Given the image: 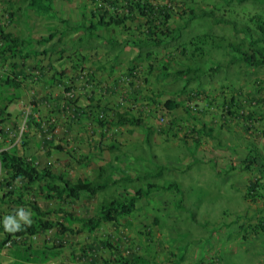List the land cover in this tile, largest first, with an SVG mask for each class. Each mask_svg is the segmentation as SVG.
Here are the masks:
<instances>
[{"label":"crops","instance_id":"obj_1","mask_svg":"<svg viewBox=\"0 0 264 264\" xmlns=\"http://www.w3.org/2000/svg\"><path fill=\"white\" fill-rule=\"evenodd\" d=\"M53 6L54 12L41 14L36 8L30 7L28 2L0 0V25L3 30L26 40L34 35L32 42L36 43L35 45L28 40L27 45L17 48L19 53L14 58L10 51L0 55L2 69L11 70L14 65L17 66L14 68L15 75L21 85L20 89H23L21 98L13 99L7 110L1 108L3 111L0 146L3 150L24 155L30 160L35 159L40 168L51 167L56 174H66V178L74 183L79 180L94 181L99 166L105 163V159L113 160L114 155L122 151L121 159L114 163L116 166H122L123 170H129L137 164L144 167L145 163H156V159L148 162L141 159L139 154V150L145 145L140 138L144 136L143 129L124 122L115 124L112 121L118 112L122 115L132 112L151 128L154 143H160L159 138L164 136V133H169L172 127L176 129L171 132L178 130L174 132V137H182V109L185 104L183 101H186V106L189 104L188 97L186 99L189 92H182L183 97L179 90L175 94L169 89L170 84L161 71H156V74L155 70L151 73L149 70L147 74L143 72L140 66L148 60L139 56V53L126 56L125 61L123 58L117 60L118 55L112 50L117 46L112 47L109 40H104L109 36L104 27L92 30L97 39L93 36L81 43L82 46L79 45V40L83 37L85 39L86 31L77 25L88 28L91 23L96 24L98 21L95 15L93 17L89 0H54ZM27 24L33 27L29 30H34L29 36ZM67 24H70V28L66 27ZM43 25H51L53 28H44ZM39 29L44 32L39 34ZM49 35H54L53 39L47 40ZM55 42L60 45H55ZM31 44L35 45L31 52L38 53L25 58L30 51L26 50L25 53L23 49H27ZM37 44L39 49H36ZM135 60L138 62L134 65ZM133 66L136 67L132 69ZM13 77L15 76H11ZM194 87L195 85L191 86ZM169 99L181 101L183 104L171 110L179 111L171 118V122H166L163 118L162 122L166 123L159 122L160 115L170 111L165 108L166 100ZM101 115L108 119V125L102 126L99 123ZM193 115L199 116L195 113ZM198 118H201V121H195L199 127L195 134L198 135L197 139L202 137L198 150L206 153L208 148L205 141L209 140L210 154L217 160L227 161L217 157L219 152L226 149L225 143L213 139L216 132L208 134L204 130V124L208 121L206 118ZM26 120L28 126L24 123ZM213 122L208 121L206 124L213 127ZM23 124L27 126V130L23 129ZM221 125L216 122L215 127ZM237 132L239 141L230 142L238 146L237 152H242L245 156L244 160L241 159L240 166H237L239 175L229 183L232 185V191L235 183L238 184L236 188L240 189L242 196L239 203L241 208H236V215L229 216V222L216 227L215 233L210 236L211 241L196 238V243L186 246L183 242L185 233L182 216L176 214L175 210H164L160 206H169L168 208L172 209V200L167 198V194L172 191L154 192L148 199H143L121 225L106 223L93 233L83 232L77 236L59 235L56 229H52L35 236L12 239L0 247V264H117L119 246L122 248L121 255L133 260V264H139L136 262L137 258L141 264H225L226 256L223 253L230 254L231 250L245 251L249 255L255 252V263L264 264V233L257 227L264 219V159H257L251 164L245 162L250 152V145L246 140L252 136L249 132ZM112 145H116V153H111ZM53 146H60L64 151L55 150ZM129 149L133 151L131 150V156L127 157L124 153ZM229 154H226L227 157ZM126 159L131 161L127 163ZM159 165L169 167L166 163ZM233 167L235 168V164ZM126 175L134 178L130 172L123 174L116 171L114 179H121ZM179 182L183 184L184 180ZM15 183L19 186L17 189L21 188V185H17L21 184L20 181ZM253 183H256L257 188L250 194ZM114 191L115 188L112 192ZM2 195L5 194H0V199ZM33 196L30 199L36 201L43 211L65 208V205L57 200H51L47 204L42 196ZM21 206H15L20 211L15 210L13 215L8 214V210L4 213L0 211V227L9 224L20 225L25 219L30 221L31 210L28 206ZM65 210L73 214L71 208ZM222 213H228L227 209ZM93 214L94 210L84 214L78 211L77 215H73L86 218ZM248 215L257 217L258 220L252 225L247 223V218H242L241 221L237 218ZM201 225L205 226L202 223ZM74 227L78 225L75 224ZM253 234L257 235V240ZM4 238L5 235L0 232V245ZM22 247H31L36 258L40 260L37 258L35 263L20 261L17 253ZM45 253L49 255L48 260L42 257Z\"/></svg>","mask_w":264,"mask_h":264},{"label":"rangeland","instance_id":"obj_2","mask_svg":"<svg viewBox=\"0 0 264 264\" xmlns=\"http://www.w3.org/2000/svg\"><path fill=\"white\" fill-rule=\"evenodd\" d=\"M154 1L161 4H171L173 10L171 13V18L168 27L169 31H172V34L163 36V39L166 38L168 40L166 43H162L160 46H154L150 44L144 46L143 49H141V52L145 53L147 50H149L153 52L155 56L153 58L154 60H151L150 62L147 61L148 63H142L143 66L140 67L143 68V72H145L146 74L149 72L150 69L151 70L149 73L155 70L154 74H156L157 72L161 71V61L169 60L171 68L169 69L168 74L170 76H166V81H168L170 84L169 89L175 94H177V90H180V88L182 87L184 78L180 80L175 79L174 71L178 69H184L186 67H199L202 70V74L200 75L199 80L197 82H192L187 90V92L191 90L203 92V94H201L202 98L194 99L193 102L189 103L191 105V108L196 107L193 112H190L188 110L189 104H187L186 106V101H183L185 104L182 109L184 115L182 117L184 123L182 124V126L187 130H198L199 127H197V123L195 121L200 119L198 118L201 115L199 112H202V117L204 119L206 118L209 122L216 121L218 123H221L222 125L220 126V128L215 127L216 122H213V128L216 132V136H213V139L223 141L225 143L224 146L226 148L219 152L220 155H218L217 157L219 159H225L227 161L230 160L229 158H231L232 160L227 162L215 159V156L210 154L211 152L209 150V140L205 141V146L206 148H208L206 153L198 150L197 147L199 142H201L202 137H200V139H197V134L191 133L192 135L190 134L191 137H189V140H186V137L184 138V134H182V137L175 138V133L178 130H175V133L171 132L172 130L176 129L174 127L171 131H169V133L166 132L164 133V136L159 138L160 143H154V135H152V142L150 141V143H146L142 147V150H139L141 159L143 158L148 162H151L153 159H156V163H145L144 167H140L137 164L136 166H131L129 170H123L122 166H117V173L119 172L125 174L130 172L132 173L134 178H136L139 175L144 174L146 170H148L147 172H149V170L152 169V171H154L152 172L153 174L151 176L155 177L158 174V170L161 169V165H159V163H166L169 165V167L177 168V171L175 173L173 172V174L171 175H169L170 173L166 171L164 172V174L159 176L161 177L160 179L155 178L152 180L149 179L148 181L163 183L164 181H167L166 178L173 176L176 181L184 180L183 185L185 187L183 185L179 186L181 194H178L175 191H172L167 194V198L172 200V209H169V206H160L164 210H175L176 214L182 216L181 219L182 221H184L182 223H184L183 227L185 233L183 242L186 246H190L191 244L196 243V238H204L211 241L210 236L215 233L214 231L216 230V227L218 228L220 224L225 225L227 222H229V216H231V214L236 215V208H241V205H239V203L241 202L242 196L240 195V189L236 188L238 184L235 183V188L232 191V185L229 183V181L231 179H236V177L239 175V169H237V166H240L239 163L241 162V159L244 160L243 157L245 156V154L242 152H237L238 146H234V144L230 142V140L239 141L238 139L240 138V136L239 132H237L238 130L241 133L247 132L248 129L250 130L247 125V122L254 121V123L251 122V126L253 127L255 132H258L257 135H250L252 137H250L249 140H246V142L250 145V152L255 151L256 153L260 154L258 156V159H264V67H250L246 66L244 63H233L232 57L235 55V53L232 51L231 47L227 46V43L228 41L240 42V38L242 37L239 34L234 33L229 26H226L224 24H215L212 20L205 22L201 17L191 19L190 16L192 13H194L195 16H198L202 11L213 12L214 15L217 17H220L222 15L229 17L233 16V14L236 16L242 12H250L254 15L261 14L264 16V0ZM45 4L53 6V2L48 3L47 1L45 2ZM72 6V9L75 10L74 5ZM143 23L144 19L140 18L138 22L135 21L134 25H132L131 31L135 32V38L130 39L128 41L123 40V44H129L121 48L115 47L117 45H113L112 47H115L113 49L111 47L112 50H115L114 53H117L118 55L117 60L123 58V61H125L126 56H131L140 52L139 47L134 46L130 42L146 35L144 33L147 32L144 28L140 30V28L143 27ZM63 25H65L64 22ZM135 25H137L138 27L135 28ZM49 26L51 29L53 28L51 25ZM49 26L43 25L44 28H49ZM66 27L70 28V24H67ZM27 28V33L29 36L33 33L34 30H29V28L33 27L28 24ZM96 28L97 30L101 29L100 26ZM178 28L180 29V32H176ZM43 32V29H39V34ZM117 32L118 29L114 34L115 36L117 35ZM110 34L111 33H109V35ZM33 36L34 35H32V38ZM32 38L29 36L28 40L31 42L34 41ZM95 39H97V37ZM109 39L110 38L108 36L104 40L107 41ZM140 39L143 40L142 38ZM32 43L36 45L35 42ZM27 44L28 41H26L24 45ZM33 44H31L27 49H23V51H30V53L28 52L30 56H35V54L38 53L31 52L33 48H35V45ZM57 44L60 45L59 42H55V45ZM106 44L107 46L109 45L108 43ZM44 47L45 45H43L42 48ZM39 48V45L38 48L36 46V49ZM184 49H187L185 53H183ZM123 50L125 52H123ZM25 53H27V51ZM110 54L113 55L112 53ZM165 57H169L170 59H164ZM0 63H2L1 58ZM152 65H154V68ZM149 66H152V68ZM1 67L2 66H0L1 73L6 72V74H10V72L3 70ZM192 85H195V87L191 88ZM4 86V88L3 85L0 87L1 103H8L9 100H12L13 98H21L23 94V89L17 87L9 88L6 85ZM5 93H7L8 95L4 96ZM13 94H15V96H12ZM182 94L183 93H181V97L184 96ZM208 95L213 100L212 105L208 103L209 99L206 97ZM187 97L188 96L186 95V99ZM233 97L236 98V105L239 106L243 114H241V118L235 117L234 119H228V122H226V118H224V116L220 118V113L217 112L218 109L221 107L220 103H222L223 100L227 99L229 101ZM219 112L221 111L219 110ZM177 113H179V111H165L163 114L160 115L161 119H159V122H162V118L164 119V121L166 120V122H171V118ZM194 113L199 116H194ZM224 114L227 115L226 113ZM129 115L135 116L132 112L129 113ZM230 117L231 116H229V118ZM199 121H201V119ZM207 122H205L204 125H206ZM246 127L248 128L247 130ZM25 130H27V127H25ZM140 138L141 140L144 139L143 136H140ZM197 141L198 143H196ZM133 143L136 142L133 141ZM212 143L213 142H211V144ZM202 144L204 143L202 142ZM128 146L130 147L131 144ZM131 150L133 151V149L125 150V156H131ZM134 150L135 153L138 154L136 148H134ZM122 152L120 153L121 156L123 155ZM228 153H230L229 157H227L226 155ZM130 161L131 159H126L127 163ZM233 164H235V168L233 167ZM56 170H58V168H56ZM59 173H61V171H59ZM117 176L119 175L117 174ZM6 180L7 176L4 172H1L0 170V194L6 193L8 190V188L6 187ZM117 180L119 179L117 178ZM145 182L146 180L145 178H143L139 181H135L134 184L135 187H140L144 186ZM132 186L134 185L132 184ZM116 189L117 194L120 195L121 193H124L125 190L128 189V187H126L125 184H118L117 187H115V191ZM112 190L113 189H109L108 191H106V193H102L94 199L82 198L78 201H57L60 204L65 205L64 210L67 208H71L73 210V214L77 215L78 211L84 214L87 211L95 210L96 205L102 200V197L105 195H109ZM115 191L112 192V194H115ZM129 192H131L130 187ZM7 195L11 196L10 198L13 199L19 197V193L15 195H10V193H7ZM30 198V191L27 193L25 192L22 196V200L20 201H23V204L25 206H29V203L33 201ZM43 201L47 204L50 203L49 201H45L44 199ZM16 204L20 205L22 203H17V201L15 203V200L11 202H1L0 199V211L4 213L6 210H8V214L12 215L16 210ZM152 204L155 205V202L152 201ZM203 209L204 211H202ZM226 209L228 213L223 214L222 211ZM17 210L20 211V209ZM21 211L24 212V209H22ZM237 218L240 221L242 218H247V223H251L252 225L258 220L257 217H253L250 215L244 217L239 216ZM26 220L27 219L21 222H25ZM201 223L205 226H202ZM253 235L255 236V240H257V235ZM254 254L255 252L249 255L246 254L245 251L233 252V250L230 251V254L223 253V255L226 256L225 264H256ZM42 257L44 260H48L49 255L45 253ZM28 262H31V259ZM17 264H21V262H17Z\"/></svg>","mask_w":264,"mask_h":264},{"label":"trees","instance_id":"obj_3","mask_svg":"<svg viewBox=\"0 0 264 264\" xmlns=\"http://www.w3.org/2000/svg\"><path fill=\"white\" fill-rule=\"evenodd\" d=\"M24 2H28L30 7L36 8V10L41 14H48L54 11L52 5H46L45 2L52 3L54 0H21ZM89 6L93 9V17L98 18L96 24L91 23L88 28L84 26L77 25L78 28L84 29L85 39L79 40L78 44L82 46L81 43L86 41L87 39H91L95 36L92 33V30H96L98 26L106 28L107 32L111 33L109 43L112 45H117V47H123L129 43L123 44L124 41H128L130 39L135 38V33L132 32V25H134L135 21H138L140 18L144 19L143 27L141 29H145L147 32L145 36L139 37L136 40L130 42L134 46L139 47V56L145 57L148 61L154 60V53L147 50L145 53L141 52L144 46L154 45L160 46L162 43H166L168 39H163V36L171 35L172 31H169V22L171 18V13L173 8L171 6H166L161 3H157L154 0H89ZM201 17L205 22L214 21L215 24L221 25L224 24L229 26L231 30L239 34L242 38H240V42H231L228 41L227 46L231 47L232 51L235 55L232 57L233 63H244L246 66L250 67H264V16L261 14H251L250 12H242L238 15L233 16H225L222 15L217 17L213 12L202 11L198 16H195L194 13L191 14L190 18H198ZM137 19V20H136ZM135 20V21H134ZM145 26V27H144ZM118 29L117 35L115 36V32ZM120 32V33H119ZM132 32V33H131ZM176 32H180L178 28ZM175 32V33H176ZM174 33V35H175ZM173 35V36H174ZM172 36V37H173ZM54 35H49L47 40L53 39ZM112 37V38H111ZM142 38L143 40H141ZM124 40V41H123ZM141 40V41H140ZM28 41L26 39H22L14 36L11 33H7L3 30L0 25V53H5L7 51L12 52L13 57H16L19 51L18 47L24 46L25 42ZM3 45V46H2ZM3 48V49H2ZM187 49H184L183 53H185ZM202 51V49H201ZM201 55V54H200ZM22 57V56H21ZM25 58L28 55L24 56ZM23 58V57H22ZM164 59H170L169 57H165ZM138 61H133L134 65ZM162 67L161 72L164 73L165 76H170L168 74L169 69L171 68L170 61L164 60L161 61ZM154 68V65H152ZM152 66H150L152 68ZM15 69L16 65L13 66ZM136 66H133L135 68ZM151 70V69H150ZM202 74V70L199 67L191 68L186 67L184 69H178L174 71V78L180 80L184 78V82L182 83V89L179 91L182 93L187 92L190 84L192 82H197ZM13 75L15 77H0V86L6 85L9 88L17 87L20 88V83L17 81V76L13 71ZM200 94V95H199ZM201 94L203 92L199 91H189L187 102H193L194 99H201ZM209 99V104H213V100L210 96H206ZM225 99V98H224ZM217 100V99H215ZM10 102V101H9ZM8 102V104H9ZM182 103V102H181ZM181 103L175 99L166 100L165 108L168 110H173L181 107ZM220 103V102H219ZM237 100L235 97L230 99L223 100L220 103V108L217 113H220V118L224 116L226 118V122L228 121L229 116L235 118H241L243 114L242 110L236 105ZM183 104V103H182ZM8 108V105L5 106ZM196 107L191 108L189 104L188 110L192 111ZM197 110V109H196ZM219 110L221 112H219ZM203 115L202 112H199ZM226 113L227 115H225ZM205 114V113H204ZM203 118V117H202ZM201 119V118H200ZM127 123L130 125H135L141 129H143V142L144 144L152 142V130L149 128L142 119L137 118L136 116L129 115V113L121 112L117 113V116L112 121V123L120 124ZM102 126L108 125V123L99 121ZM111 125V124H110ZM210 127V128H208ZM204 129V128H203ZM208 134H212L214 128L212 126H208L206 124L205 129ZM181 132L185 135L186 140H189L192 134H195L196 130H187L186 128H182ZM215 132V131H214ZM192 133V134H191ZM191 134V135H190ZM198 143V141L196 142ZM116 145H112L110 148L111 153L117 152L115 149ZM55 150L64 151V149L60 146H53ZM110 154V153H109ZM120 155H114L115 158L113 160L105 159V163L99 166L97 178L92 180H79L77 183L66 178V174H56L50 168H40L36 164L35 159H28L24 155L17 154L12 151L3 150L0 146V169L5 173L8 177L7 187L10 188L11 194H18L19 197L15 199L10 198L7 194L4 195L3 198H8V201H17V203H22V196L24 193L29 192L31 196L38 197L42 196L45 201L51 200H74L78 201L82 198L94 199L96 195L100 192H105L106 190L113 189L117 187L119 184H125L126 187L134 185L133 194L131 195H119L117 194V189L115 194L109 193L105 198L96 205L93 216L90 217H81L74 216L72 213L60 208V209H51L47 211L41 210L37 202L31 201L29 203V207L31 210L30 222H25L21 225H5L0 227V232L5 235L3 243L0 247L4 246L9 240L13 238H20L25 236H35L37 234L47 232L52 229H56L57 234L59 235H79L83 232L93 233L99 227L106 223L121 225L125 218H128L132 211L137 208L138 203L142 199H148L150 195L154 192H162L166 193L169 191H175L178 194H181V190L179 186L183 184L179 182L180 180H175L174 176L166 178L167 181L163 183H157L153 181H148L149 179H160V175L164 174V172L170 173L169 175L175 173L177 168L175 167H166L165 165H161V169L158 170L157 176H151L153 173L152 169L145 171L144 174L139 175L136 178H132L129 175L119 179V181L114 179V174L117 171V166L115 165L121 158ZM259 154L251 151L246 158L245 162L253 163L257 161ZM115 162V163H114ZM145 178L146 182L144 186L135 187L134 182L139 181ZM21 182V188L17 189V186L14 185L15 182ZM160 182V181H158ZM181 183V184H180ZM257 188L256 183L251 185V192L255 191ZM10 194V195H11ZM60 214H62L60 216ZM53 216L55 218H53ZM78 225V227H74ZM258 229H261L264 233V219L257 225ZM122 248L117 247V264H121V262L133 264V260H126L124 256L121 255ZM18 259L21 261H29L31 259L32 263H35L40 260V258H36V254L32 251L31 247L28 248H20L18 249ZM122 256V257H121ZM136 262H140V259L137 258Z\"/></svg>","mask_w":264,"mask_h":264},{"label":"clouds","instance_id":"obj_4","mask_svg":"<svg viewBox=\"0 0 264 264\" xmlns=\"http://www.w3.org/2000/svg\"><path fill=\"white\" fill-rule=\"evenodd\" d=\"M164 5H166V6H171V4L170 3H165ZM136 22H138V21H136ZM138 26L137 25H135V28H137ZM136 30V29H135ZM135 33V32H134ZM144 34H146V33H144ZM23 47V46H22ZM4 53H0V55L2 56ZM28 56H29V54H27ZM3 70H5V71H8V72H10V74H6V72H3V73H1L0 72V77H10L11 78V76H13V71L15 72V69H14V67L13 68H11V70H6L5 68L3 69ZM18 81V80H17ZM21 86V85H20ZM1 87V86H0ZM5 87V86H4ZM3 87V88H4ZM0 90H1V88H0ZM12 90V89H11ZM0 95H1V93H0ZM8 94L7 93H5L4 94V96H7ZM12 96H15V94H13ZM5 98V97H4ZM13 99H15V98H13ZM12 99V100H13ZM12 100H9L10 102H9V104L8 103H4V102H2L1 103V101H0V123H1V113H2V111L3 110H1V108H3L4 110H7L6 108H5V106L6 105H8V107H9V105L11 104V102H12ZM194 110H192V111H190V112H193ZM100 121H103V122H106V123H109V121H108V119H104V115H101L100 116ZM26 119V118H25ZM248 121H250V120H248ZM251 122H253L254 123V121H250V122H247V125H248V127L250 128V130L246 127V130H247V132H249V134L250 135H257L258 134V132H255V130L253 129V127L251 126L252 125V123ZM25 123V125H27L28 126V121L26 120V122H24ZM24 124H23V129L25 130V127H27V126H25ZM1 126V125H0ZM174 127H172V129H173ZM254 132V133H253ZM2 148V147H1ZM119 154L118 155H120V153L121 152H118ZM1 170V169H0ZM1 172H3V171H1ZM116 180V179H115ZM117 181H119V180H117ZM7 182H8V177H7V180H6V184H7ZM18 185H21L20 183H17ZM14 185H16V183H14ZM6 187H7V185H6ZM129 187H130V189H131V192H129ZM141 187V186H140ZM8 188V190H7V192L6 193H4V194H7V193H10V188L11 187H7ZM18 188V187H17ZM133 189H134V187L133 186H128V189L127 190H125V194L124 193H122L121 195H126V194H128V195H131V194H133ZM106 191H108V190H106ZM106 191L105 192H100V193H98L97 195H96V197L97 196H99L100 194H104V193H106ZM11 194V193H10ZM15 195V194H14ZM107 195H105V196H103L102 198H105ZM4 197V196H3ZM1 198V202H6V201H8V198ZM11 197V196H10ZM143 200V199H142ZM142 200H140V202L142 201ZM36 202V201H35ZM139 202V203H140ZM16 203V202H15ZM139 203H138V205H139ZM22 205V206H21ZM137 205V206H138ZM15 206H21V207H25V205L24 204H20V205H18V204H16ZM28 206V205H27ZM29 207V206H28ZM29 209H30V207H29ZM136 210V209H135ZM16 211L18 212V210L16 209ZM134 211V210H133ZM16 213V212H15ZM14 214V213H13ZM12 214V215H13ZM30 222V221H29ZM23 223H25V222H23ZM21 225V224H20ZM26 237H28V236H26ZM21 238H23V237H20V238H13V239H21ZM10 241V240H9ZM8 243V242H7ZM6 243V244H7ZM126 260H129V258H126V256L124 257ZM131 261V260H130ZM121 264H129V263H124V262H121Z\"/></svg>","mask_w":264,"mask_h":264}]
</instances>
